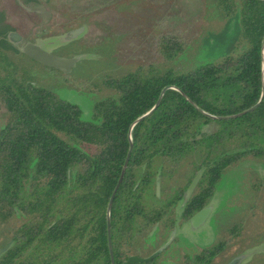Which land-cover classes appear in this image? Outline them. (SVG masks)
<instances>
[{"label":"trees","instance_id":"16d2710c","mask_svg":"<svg viewBox=\"0 0 264 264\" xmlns=\"http://www.w3.org/2000/svg\"><path fill=\"white\" fill-rule=\"evenodd\" d=\"M29 1L39 3H23ZM211 1L222 17L238 11V36L228 54L185 71L150 65L105 76L102 84L111 92L93 102L90 120L81 119L77 105L25 77L18 69L22 53L7 40L10 26L3 23L0 226L8 229L0 264H153L155 255L129 256L126 250L137 232L177 204L198 169L180 212L184 219L208 203L226 167L247 157L264 161V0ZM183 47L182 37L165 32L153 51L170 60ZM262 88L252 110L232 116L254 105ZM205 123L215 128L202 134ZM128 132L131 150L109 211L110 258L106 207L128 150ZM181 166L191 168L184 183L164 182ZM156 179L160 202H146ZM239 227L227 226V234ZM226 242L184 255L183 264H211Z\"/></svg>","mask_w":264,"mask_h":264},{"label":"rangeland","instance_id":"374dc122","mask_svg":"<svg viewBox=\"0 0 264 264\" xmlns=\"http://www.w3.org/2000/svg\"><path fill=\"white\" fill-rule=\"evenodd\" d=\"M20 1L0 0V11L5 17L0 28L8 23L6 32H17L24 41L35 42L56 55H94L77 61L66 75L18 55V69L33 85L77 105L84 120L91 119L93 102L111 92L102 84L105 76H119L150 65L159 71H185L200 63L217 61L233 49L239 31L238 11L222 17L211 0H52L47 4L44 0L27 4ZM72 16L75 19H65ZM81 23L84 30L72 40L73 44L62 47L57 43L67 27ZM165 32L184 41L183 51L170 60L153 51L154 42ZM11 45L18 50L21 46ZM90 85L97 86L95 92L85 90ZM4 114L0 106V125ZM214 128L212 123H205L200 133ZM190 170L181 166L172 179L164 182L169 180L173 187L184 183ZM158 195L150 189L144 200L159 203ZM208 203L211 211L195 229L186 221H179L182 208L177 203L160 222L137 232L126 254L141 258L153 255L168 239L174 225L175 236L156 254L153 264H183L184 255L191 256L222 239L227 242L211 264H225L240 253L252 251L256 252L241 264H264V250H260L264 243V161L247 157L226 167ZM171 219L173 225L168 222ZM235 223L240 224L239 230L227 234L226 227ZM7 229L0 226V243Z\"/></svg>","mask_w":264,"mask_h":264},{"label":"water","instance_id":"95a60500","mask_svg":"<svg viewBox=\"0 0 264 264\" xmlns=\"http://www.w3.org/2000/svg\"><path fill=\"white\" fill-rule=\"evenodd\" d=\"M84 30V27L81 25L77 28H73L70 30L65 31L57 40V43L59 44H65L69 41H72L76 38H78L82 32ZM7 39L11 42H18L21 40V37L19 34H17L14 31H9L7 33ZM263 45H264V37L262 39V43H261V49H262V65H263V61H264V52H263ZM19 51L24 54L26 57L30 58L31 60L47 67V68H51L54 69L58 72H60L61 74H68L70 73L71 69L75 66L76 62L82 59H87L90 57H93L94 55L91 54H87V53H79L73 56H60V55H56L48 50H46L45 48H43L41 45L35 43V42H30V41H25L22 43V45L19 47ZM167 87H163L161 90V93L164 91V89H166ZM263 94V88L261 90V94L260 97L258 99V101L252 105L251 107H249L248 109H245L239 113H236L235 115L232 116H238L242 113H245L247 111L252 110L259 102L261 96ZM158 103V100L155 102V104L145 113H143L141 116H139L135 122H137L138 120H140L141 118H143L145 115H147ZM202 113L210 118H221V117H216V116H212L211 114H208L206 112ZM223 118V117H222ZM225 118V117H224ZM128 139H129V145H128V150L120 171V175L119 178L117 179V182L114 186V189L108 199L107 202V207H106V236H107V245H108V250H109V254H110V258H112L111 255V247H110V235H109V211H110V205H111V201L113 199L114 193L121 181V177L123 175L124 169L126 167L127 161H128V157H129V153L131 150V139L129 136V132H128ZM200 175V169H198L195 174L193 175V177L190 179L189 183L187 184V186L185 187L184 191L182 192L181 196L179 197L178 200V205L180 208H182L184 206V204L186 203L187 199L189 198L191 192L193 191L197 180L199 178ZM159 190H160V182L158 179L155 180L154 182V191L156 193V195L159 194ZM211 211V205L209 203L205 204L203 207H201L199 210H197L196 212H194L190 217L189 220L187 221V225H189L192 228H196L198 226H200L201 224L204 223V221L207 219L209 213ZM175 236V229H172L168 239L160 246L159 249H157V251L151 255L154 256L156 255L160 250H162L163 248H165L173 239V237ZM7 248V245L3 246L0 248V253L3 252L5 249ZM260 250H264V243L261 245V249ZM258 251V250H257ZM253 252L256 251H252V252H244V253H240L234 257H232L229 261H227L225 264H241L249 255H251ZM111 264H113V261L111 260Z\"/></svg>","mask_w":264,"mask_h":264},{"label":"flooded vegetation","instance_id":"af4514ba","mask_svg":"<svg viewBox=\"0 0 264 264\" xmlns=\"http://www.w3.org/2000/svg\"><path fill=\"white\" fill-rule=\"evenodd\" d=\"M17 2L20 3L21 1H20V0L18 1V0H17ZM81 25L83 26L82 23L79 24L78 26H71V25H70V26L67 27V29H65L63 32H65V31H67V30H70V29H73V28H77V27H79V26H81ZM8 32H9V31H8ZM8 32H7V33H8ZM16 33H17V32H16ZM17 34H18V33H17ZM19 35H20V34H19ZM20 37H21V40L18 41V42H11V41H9L8 39H7V40H8L10 43H12V44H13V43H14V44H18V43H20V44L22 45V43L25 42V41L22 39V36H21V35H20ZM6 38H7V34H6ZM30 42H31V41H30ZM68 44H73V41H69V42H67V43H65V44H62L61 46H62V47H69V46H67ZM203 206H204V205H203ZM203 206H202V207H203ZM200 208H201V207H200ZM200 208H199V209H200ZM199 209H198V210H199ZM196 211H197V210H196ZM196 211H194V212H196ZM194 212H193V213H194ZM193 213H192V214H193ZM192 214H190L186 219H184V218H182V217L180 216V218H182V219H179V221H180V220L183 221V222L186 221V223H187V221L189 220V217H190ZM168 221H174V220L171 219V220H168ZM183 222H181V223H183ZM172 225H173V223H172ZM174 227H175V226L173 225L171 228L173 229ZM191 228H192V227H191ZM196 228H197V227H196ZM172 229H171V230H172ZM192 229H195V228H192ZM170 243H171V242H170ZM155 256H156V255H155Z\"/></svg>","mask_w":264,"mask_h":264}]
</instances>
